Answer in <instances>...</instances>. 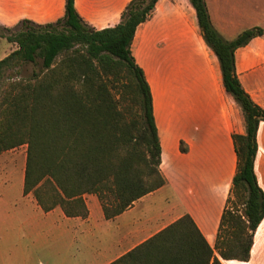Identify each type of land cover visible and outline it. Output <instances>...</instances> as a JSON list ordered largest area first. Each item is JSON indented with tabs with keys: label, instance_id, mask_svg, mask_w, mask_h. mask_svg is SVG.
<instances>
[{
	"label": "trees",
	"instance_id": "obj_1",
	"mask_svg": "<svg viewBox=\"0 0 264 264\" xmlns=\"http://www.w3.org/2000/svg\"><path fill=\"white\" fill-rule=\"evenodd\" d=\"M159 0H130L121 21L95 29L66 0L55 22L23 19L18 29L0 25V38L17 45L0 60V153L27 145L24 193L45 211L61 207L68 217L89 216L85 195L97 196L106 219L166 184L153 95L136 62V31ZM202 36L218 60L225 95L237 105L233 130L238 171L232 206L225 209L212 246L186 213L109 264H223L248 261L264 219V190L255 173L257 131L264 108L243 87L235 52L261 28L226 40L214 27L206 0H190ZM41 59V70L25 80L6 72ZM125 79L133 106H119L112 87Z\"/></svg>",
	"mask_w": 264,
	"mask_h": 264
},
{
	"label": "crops",
	"instance_id": "obj_2",
	"mask_svg": "<svg viewBox=\"0 0 264 264\" xmlns=\"http://www.w3.org/2000/svg\"><path fill=\"white\" fill-rule=\"evenodd\" d=\"M103 1L101 9L96 10L95 14L87 12L86 0H75V7L83 19L98 29L118 24L121 13L130 0ZM65 2L66 0H34L32 10L22 9L17 12V17L11 20L9 25L16 23L20 18L31 19L39 23L53 21L56 14L64 15ZM38 7L42 10H39ZM189 9L192 11L191 13H188ZM159 13L161 15L157 16ZM193 13L196 17L190 0H188V8L180 6L178 0H159L152 15L139 25L132 43L133 56L145 71L153 95L154 115L162 148L160 170L166 179L164 186L141 197L130 208L113 219L105 218L96 195L87 194L85 198L90 210L89 216L86 218L68 217L61 207L45 212L31 193H24L26 154L14 156L13 151L17 148L0 153V202L8 203L4 201L3 196L8 197L16 190L19 192L15 200V209L1 216L0 224L13 223L28 228L26 234L30 243L33 244V249H30L32 255H39L37 248L44 249V244H55L62 237L68 236L71 237L72 242L80 240L84 244V264L93 263V258H88L90 255L94 258H101L97 264H109L186 213L194 218L209 243L212 246L215 245L222 215L235 200L233 178L238 171V156L233 130L237 121V105L223 91L217 57L204 45L198 22L199 32L197 33V26L191 19ZM173 24H178L177 28L169 29ZM184 27L188 29V33L190 32L195 37L196 41L205 46L203 50L208 69V81L206 82L210 90H213L217 103L213 109H209L211 112L203 108L201 114L197 116L190 111H185L182 123L179 121L178 115L174 116L171 122H164L161 117L162 127L156 116L157 111L155 114L156 98L153 86L160 93L163 74L165 71L167 74L170 73V65L165 64L166 59L168 57L178 58L185 53V50L181 47L170 48L168 57L161 55L157 59L153 55V47L162 50V52L165 51L171 41L184 38ZM137 41L141 48L140 53H136L134 50ZM147 51L150 64L145 60ZM249 63L251 66L248 68L249 65H246L248 71L244 75L246 79L243 81V75H241L243 73L239 68L238 77L245 90L255 101V94H252L248 89L247 77L251 75L250 79L259 82L254 76L261 73L258 71L262 69L259 65L255 66L257 64L256 57ZM191 81L194 84V78H191ZM260 92H264L261 85L257 88L256 94ZM158 107L162 113L161 106ZM262 122L264 121L260 122L257 131L258 152L255 158V173L260 187L264 190ZM169 125L170 128L167 132L166 126ZM167 133H172L173 140H170ZM259 136L262 138L261 143ZM103 228L105 231L102 230ZM96 230L103 233L104 247L101 251H96L88 244L95 237ZM13 235L7 238L8 242ZM255 236L252 249L255 244ZM252 249L248 261L253 258ZM49 252L51 257L45 264H62L59 248L55 246ZM215 253L222 263L226 261L221 258L217 250ZM68 264H71V261Z\"/></svg>",
	"mask_w": 264,
	"mask_h": 264
},
{
	"label": "rangeland",
	"instance_id": "obj_3",
	"mask_svg": "<svg viewBox=\"0 0 264 264\" xmlns=\"http://www.w3.org/2000/svg\"><path fill=\"white\" fill-rule=\"evenodd\" d=\"M33 1L34 0H0V25L12 29H18L20 22L27 18H20L16 23L9 25L11 20L15 19L18 15L17 12H20L22 9L27 11L30 9L32 10ZM102 2L104 1L86 0L85 6L87 12L89 14H95L96 10L101 9ZM206 2L214 27L226 40H234L240 33L248 29L261 28L264 32V0H206ZM178 3L180 6L188 8V0H178ZM38 8L39 10H42V8ZM191 12L192 11L189 9L188 13ZM61 15L60 13L56 14L53 21L43 23L34 20L32 21L39 24L55 22L63 16ZM160 15L161 13L157 16ZM191 19L194 20L195 25L197 26V20L194 13L191 15ZM185 21L187 20L185 19ZM90 26L98 29L94 25L90 24ZM170 26L169 29L173 30L177 28L178 24ZM196 28L198 33V26ZM183 32L184 38L182 40L175 39L171 41L169 47L163 51L165 54H163L162 50L153 47V55L156 56L157 59L158 56L161 55L168 57L170 48L181 47V49L185 50V53L178 58L168 57V59H166L165 64L170 65V73L167 74V71L164 72L161 82L162 85H160V93L157 92L156 88L153 86L156 98L155 114L157 111L156 116L162 127L163 123L161 117L164 119V122H171V119L178 115V119L182 123L185 111H190L193 115L197 116L201 114L203 108L208 112H211L209 109H213L217 103L214 98L213 90H210L206 82L208 81V69L203 49L205 46L209 48V50H211V48L206 43L203 36L202 40L205 46L201 42L196 41L194 39L195 37H193L190 32L188 33L186 27H184ZM16 47L17 45L15 43L9 42L6 38H0V60L16 49ZM134 50L136 53H140L141 48L139 41L136 42ZM255 57L257 58V64H255V66L259 65L262 70L258 71L261 73L254 76L259 82L250 79L251 75L247 77L249 83L248 89L252 94H255V101L264 107V92L256 94L257 88L260 85L264 89V33L263 35H256L247 45L239 47L235 52L237 74L239 68L243 73L241 74L243 75V81L246 79L244 76L246 71H248V68L251 66L249 61ZM141 60L144 62L142 58ZM145 60L146 63L150 64L148 51ZM246 65H249L248 68H246ZM40 70L41 59H38L36 63H27L19 68L7 71L6 78L9 80H25L33 76V74L39 73ZM191 78H194V84H192ZM187 82L190 83L187 84ZM124 86V78L121 77L119 80L114 79L112 92L116 100H118L119 106L122 108L125 106H133L131 97L127 92L125 94L126 88ZM158 106H161L162 113H160ZM261 126L262 132H264V122L261 123ZM168 128H170V125L166 126L167 132ZM167 134L170 140H173L172 133ZM259 139L261 143L262 138L260 137ZM16 148L17 149H14L13 151L14 156H23L27 153L26 144ZM7 161H9V159H7ZM18 193V190H16L10 193L8 197L5 195L3 196V198H5L4 201H7L8 203L0 202V217L15 209V200L18 197ZM102 230L105 231V228ZM27 232L28 228L22 227V225H15L13 223H8L6 225L0 224V264H45L51 257L49 251L55 246L56 248H59L60 261L62 264H68L70 261L71 264L85 263L84 244L80 242V240L72 242L71 237H62V239L55 244H44V249L37 248L39 255L34 256L32 255V251H30V249H33V244L30 243L29 237L26 234ZM95 234V237L91 239L88 244L96 251H101L104 247L102 243L103 233H99V231L96 230ZM10 235H13V237L8 242L7 238ZM252 256V260L248 262L226 260L223 264H264V221L257 230L255 244L252 249ZM90 257L93 258V263L91 264H97L101 260V258H94L92 255L88 256V258Z\"/></svg>",
	"mask_w": 264,
	"mask_h": 264
}]
</instances>
